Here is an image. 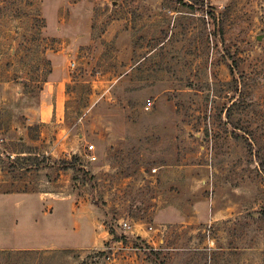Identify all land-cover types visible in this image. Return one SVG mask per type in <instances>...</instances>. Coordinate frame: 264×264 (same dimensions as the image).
Masks as SVG:
<instances>
[{
  "label": "rangeland",
  "instance_id": "obj_1",
  "mask_svg": "<svg viewBox=\"0 0 264 264\" xmlns=\"http://www.w3.org/2000/svg\"><path fill=\"white\" fill-rule=\"evenodd\" d=\"M52 62L61 116L29 120ZM18 243L64 249L0 264H264V0H0V247Z\"/></svg>",
  "mask_w": 264,
  "mask_h": 264
},
{
  "label": "crops",
  "instance_id": "obj_2",
  "mask_svg": "<svg viewBox=\"0 0 264 264\" xmlns=\"http://www.w3.org/2000/svg\"><path fill=\"white\" fill-rule=\"evenodd\" d=\"M53 69L50 73L49 82L45 83V91L42 92V99L41 101L45 105V112H24L22 115L29 118V120L36 119L38 122H47L52 119V117H60L61 116V104L59 100H55L54 95L56 94L57 97H60V94L62 93V86L60 85L61 81V72L58 68V70L55 69L54 63ZM58 66L59 63L57 62ZM49 84H51L49 88ZM50 92V93H49ZM40 101V104H41ZM39 196L42 195H49V193H38ZM42 202L48 203L47 207L45 209L52 210L53 206H56L57 208L62 207H69L68 211L71 213L73 212L75 208L74 202L68 200V198H58V199H46ZM66 205V206H65ZM77 208V207H76ZM76 210V209H75ZM77 216L82 217V214L78 213L81 211V208H77ZM72 214V215H74ZM64 248H58L54 243H33V244H27V243H18V244H10L6 247H0V250H24V251H47V250H63ZM73 250L72 248H70Z\"/></svg>",
  "mask_w": 264,
  "mask_h": 264
},
{
  "label": "built area",
  "instance_id": "obj_3",
  "mask_svg": "<svg viewBox=\"0 0 264 264\" xmlns=\"http://www.w3.org/2000/svg\"><path fill=\"white\" fill-rule=\"evenodd\" d=\"M73 66H74V64L72 63L71 64V67H73ZM149 103H150V100H147V104H149ZM145 109L148 110L149 109V106L146 105ZM88 149H89V151H91L93 149V146H89ZM88 159L89 160H93L94 158L93 157H89ZM121 226H122V228H123L124 231L130 229V226L126 222H124L123 224H121ZM109 259L110 258H107V260H109Z\"/></svg>",
  "mask_w": 264,
  "mask_h": 264
},
{
  "label": "trees",
  "instance_id": "obj_4",
  "mask_svg": "<svg viewBox=\"0 0 264 264\" xmlns=\"http://www.w3.org/2000/svg\"><path fill=\"white\" fill-rule=\"evenodd\" d=\"M41 193V192H40ZM43 193H46V192H43ZM48 193V192H47Z\"/></svg>",
  "mask_w": 264,
  "mask_h": 264
}]
</instances>
